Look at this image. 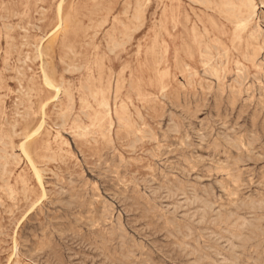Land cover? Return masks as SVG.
<instances>
[{"label":"rangeland","instance_id":"374dc122","mask_svg":"<svg viewBox=\"0 0 264 264\" xmlns=\"http://www.w3.org/2000/svg\"><path fill=\"white\" fill-rule=\"evenodd\" d=\"M222 2L0 0V264H264V0Z\"/></svg>","mask_w":264,"mask_h":264},{"label":"bare ground","instance_id":"6f19581e","mask_svg":"<svg viewBox=\"0 0 264 264\" xmlns=\"http://www.w3.org/2000/svg\"><path fill=\"white\" fill-rule=\"evenodd\" d=\"M97 1V0H96ZM188 1V0H187ZM192 1V0H191ZM220 1V0H219ZM223 2V5H224V7L226 6V7H230L231 9H232V11L234 12V22H235V29H236V32H237V34L240 32H242V31H244L245 29H246V27L248 26V20H247V18H249L248 16L251 14L252 16L254 15V12H255V5L253 4V0H241V3H240V6L239 7H237V8H234L233 7V5L230 3V2H228L227 0H222ZM230 1V0H229ZM259 1V0H258ZM143 2V1H142ZM195 2H196V0H195ZM256 2V1H255ZM27 3H29V2H27ZM59 3V2H58ZM137 3V2H136ZM150 3H151V1H150ZM198 3V2H197ZM208 3V2H207ZM212 3V2H211ZM216 3V2H215ZM259 3V2H258ZM205 4H206V2H205ZM204 4V5H205ZM136 5V4H135ZM140 5H141V3H140ZM198 5V4H197ZM203 5V4H202ZM209 5H211V4H209ZM237 5V4H236ZM60 6V5H59ZM58 6V7H59ZM142 6V5H141ZM207 6V5H206ZM216 6H217V4H216ZM222 6V5H221ZM220 6V7H221ZM31 7V6H30ZM96 7V6H95ZM25 8V7H24ZM97 8V7H96ZM207 8H208V6H207ZM125 9H127V8H125ZM136 9V8H135ZM241 9H243V10H245V12L244 13H247V16H244L243 15V13H242V11H241ZM257 9V8H256ZM58 10H59V8H58ZM94 10V9H93ZM138 10H141V9H138ZM23 11V10H22ZM28 11V10H27ZM137 11V10H136ZM142 11V10H141ZM140 11V12H141ZM21 12V11H20ZM60 12V11H59ZM58 12V13H59ZM138 12V11H137ZM263 12V11H262ZM33 13V12H32ZM144 13V12H143ZM221 13V12H220ZM224 13V12H223ZM228 13H230V12H228ZM61 14V13H60ZM138 14V13H137ZM218 14V13H217ZM222 14V13H221ZM225 14V13H224ZM226 15V14H225ZM228 15V14H227ZM232 15V14H231ZM246 15V14H245ZM259 15V14H258ZM59 17H60V15H58ZM140 16V15H139ZM233 17V16H232ZM259 17V16H258ZM264 17V16H263ZM23 18V17H22ZM134 18H136V16L134 17ZM141 18V17H140ZM255 18V17H254ZM257 18V17H256ZM261 18V17H260ZM114 19V18H113ZM60 20V22H58V24H57V26L56 27H54L55 29L56 28H62L63 27V24H64V20L62 19V17L59 19ZM58 20V21H59ZM135 20V19H134ZM136 20H138L137 18H136ZM189 20V19H188ZM212 20V19H211ZM225 20V19H224ZM264 20V19H263ZM69 21V20H68ZM72 21V20H71ZM139 21V20H138ZM229 21V20H228ZM233 21V20H232ZM70 22V21H69ZM102 22V21H101ZM137 22V21H136ZM73 23V22H72ZM251 23V22H250ZM1 24V23H0ZM70 24V23H69ZM139 24H141V23H139ZM260 24V23H259ZM102 25V24H101ZM137 25V24H136ZM252 25V24H251ZM257 25V24H256ZM135 26V25H134ZM134 26H133V28H134ZM142 26V25H141ZM8 27V26H7ZM136 27V26H135ZM64 28V27H63ZM62 28V29H63ZM253 28V27H252ZM257 28H258V26H257ZM54 29V30H55ZM105 29H107V28H105ZM137 29H139V28H137ZM134 30V29H133ZM203 30V29H202ZM53 31V30H52ZM51 31V32H52ZM258 32V31H257ZM45 33V32H44ZM157 33H158V30H157ZM249 33V32H248ZM50 35V34H49ZM239 35V34H238ZM240 36V35H239ZM247 36H249L250 37V34L249 35H247ZM263 37V36H262ZM129 39V38H128ZM130 39H131V37H130ZM217 39V38H216ZM256 39V38H255ZM218 40V39H217ZM250 40V39H249ZM253 40V39H252ZM264 40V39H263ZM106 41V40H105ZM241 41V40H240ZM254 41V40H253ZM261 42V41H260ZM118 43V42H117ZM262 43H263V41H262ZM115 44V43H114ZM113 44V45H114ZM123 44V43H122ZM121 44V46H123ZM125 44V43H124ZM218 44H219V40H218ZM247 46V45H246ZM256 46V45H255ZM258 46V45H257ZM113 48V47H112ZM112 48H111V50L110 51H112ZM118 48V47H117ZM247 48H249V47H247ZM261 48V47H260ZM114 49V48H113ZM219 49H220V47H219ZM223 49V48H222ZM234 49V48H233ZM205 50V49H204ZM250 50H252V49H250ZM109 51V52H110ZM71 52V51H70ZM205 52H207V51H205ZM215 52V51H214ZM236 52V51H235ZM246 52H247V50H246ZM258 52V51H257ZM113 53V52H112ZM207 53H209V52H207ZM253 53V52H252ZM260 53H261V49H260ZM111 54V53H110ZM216 54V53H215ZM253 55V54H252ZM213 56V55H212ZM216 56V55H215ZM227 56H229V55H227ZM226 56V57H227ZM211 57V56H210ZM243 57V56H242ZM264 57V56H263ZM205 58V57H204ZM160 59H161V57H160ZM206 59H208V58H206ZM220 59V58H219ZM228 59V58H227ZM241 59V58H240ZM259 59V58H258ZM5 60V59H4ZM256 60V59H255ZM254 60V61H255ZM228 61V60H227ZM251 61V60H250ZM200 62H202V61H200ZM220 62V61H219ZM257 62V61H256ZM258 62H260V61H258ZM64 63V62H63ZM212 63V62H211ZM261 63V62H260ZM65 64V63H64ZM204 65V64H203ZM68 66V65H67ZM186 66V65H185ZM213 66V65H212ZM221 66V65H220ZM243 66V65H242ZM258 66V65H257ZM208 67V66H207ZM236 67H237V65H236ZM241 67V66H240ZM73 68H74V66H73ZM76 68V67H75ZM80 68H82V67H80ZM80 68H78L77 70H79ZM203 68H205V67H203ZM212 68V67H211ZM67 69V68H66ZM227 69V68H226ZM239 69V68H238ZM68 70V69H67ZM76 70V71H77ZM81 70V69H80ZM205 70V69H204ZM204 70H203V72H204ZM212 70V69H211ZM223 70V69H222ZM241 70V69H240ZM195 71V70H194ZM209 71V70H208ZM213 71V70H212ZM66 72V71H65ZM68 72V71H67ZM236 72V71H235ZM44 73V72H43ZM46 73V72H45ZM202 73V72H201ZM226 73H227V71H226ZM237 73H238V71H237ZM245 73V72H244ZM218 74V73H217ZM243 74V73H242ZM258 74V73H257ZM251 75V74H250ZM44 76V75H43ZM190 76V75H189ZM189 76H188V78H189ZM212 76V78H213V75H211ZM215 76V75H214ZM224 76V75H223ZM263 76H264V74H263ZM218 78H219V76H217ZM92 78V77H91ZM94 78V77H93ZM182 78V77H181ZM242 78H243V76H242ZM214 79V78H213ZM224 79H225V77H224ZM234 79V78H233ZM246 79H247V77H246ZM256 79V78H255ZM258 79V78H257ZM263 79V78H262ZM43 80V79H42ZM260 80V79H259ZM259 80H257V81H259ZM44 81H46V83L47 84H51L50 83V81H49V79H48V77H46L45 76V78H44ZM207 81V80H206ZM210 81V80H209ZM224 81V80H223ZM211 82V81H210ZM243 82V81H242ZM45 83V82H44ZM52 83H54L53 81H52ZM62 83V82H61ZM181 83H182V81H181ZM55 84V83H54ZM118 84V83H117ZM53 85V84H52ZM61 85V84H60ZM62 85H63V83H62ZM114 85V84H113ZM182 85V84H181ZM186 85V84H185ZM228 85V84H227ZM242 85V84H241ZM240 85V86H241ZM248 85V84H247ZM246 85V86H247ZM261 85V84H260ZM263 85H264V83H263ZM189 86V85H188ZM206 86V85H205ZM245 86V87H246ZM49 87V86H48ZM51 87V86H50ZM49 87V88H50ZM185 87V86H184ZM230 87V86H229ZM53 88V97H52V99L53 100H58L59 99V97L61 96V95H63V94H65V89L64 88H62V86H53L52 87ZM162 88V87H161ZM249 88V87H248ZM163 89V88H162ZM161 89V90H162ZM165 89V88H164ZM200 89H201V87H200ZM215 89V88H214ZM220 89V88H219ZM260 89H261V87H260ZM219 91V90H218ZM258 91V90H257ZM209 92V91H208ZM231 92V91H230ZM96 92H94V94H95ZM247 93H248V91H247ZM165 94V93H164ZM181 94H182V92H181ZM230 94H232V93H230ZM114 95V94H113ZM185 95V94H184ZM260 96V95H259ZM262 96H263V94H262ZM207 97V96H206ZM68 98V97H67ZM161 98V97H160ZM188 98V97H187ZM193 98H194V96H193ZM263 98V97H262ZM52 99H50L49 98V100H48V102L49 101H51ZM114 99V98H113ZM113 99H111V100H113ZM190 99V98H189ZM246 99V98H245ZM213 100V99H212ZM79 101V100H78ZM186 101V100H185ZM244 101H246V100H244ZM46 103H48L47 101H45ZM80 102V101H79ZM191 102V101H190ZM213 102V101H212ZM55 103V102H54ZM85 103V102H84ZM123 103V102H122ZM86 104V103H85ZM118 104H121V103H118ZM44 105V104H43ZM98 105H99V107L102 109V111H103V114H102V116L99 118L100 120L101 119H106L107 120V122L110 124V125H112V108H111V106H110V104H109V102L102 96L100 99H99V102H98ZM130 105V104H129ZM260 105V104H259ZM45 106V105H44ZM123 106V105H122ZM216 106V105H215ZM214 106V107H215ZM218 106V105H217ZM240 106V105H239ZM4 107V106H3ZM113 107H115V106H113ZM132 107H134V106H132ZM54 108V107H53ZM86 108H87V106H86ZM89 108V107H88ZM219 108V107H218ZM3 109V108H2ZM126 109V108H125ZM129 109V108H128ZM197 109H199V108H197ZM247 109V108H246ZM139 110V109H138ZM146 110V109H145ZM237 110V109H236ZM239 110V109H238ZM53 111V110H52ZM67 111V110H66ZM125 111V110H124ZM123 111V112H124ZM65 112V111H64ZM126 112V111H125ZM223 112H224V110H223ZM230 112V111H229ZM244 112V111H243ZM44 113V112H43ZM59 113V112H58ZM81 113V112H80ZM99 113V112H98ZM136 113H137V111H136ZM140 113V112H139ZM199 113V112H198ZM218 113V112H217ZM217 113H216V116H218L217 115ZM221 113V112H220ZM238 113V112H237ZM246 113V112H245ZM61 114V113H60ZM82 114V113H81ZM129 114V113H128ZM215 114V113H214ZM226 114V113H225ZM253 114V113H252ZM62 115V114H61ZM83 115H84V113H83ZM95 115H97V113L95 114ZM168 115H169V113H168ZM174 115V114H173ZM232 115V114H231ZM250 115V114H249ZM55 116V115H54ZM60 116V115H59ZM84 116H86V115H84ZM183 116V115H182ZM187 116V115H186ZM186 116H185V118H186ZM214 116V115H213ZM213 116H212V118H213ZM225 116V115H224ZM254 116V115H253ZM44 117V116H43ZM140 117H142L141 115H140ZM169 117V116H168ZM174 117V116H173ZM184 117V116H183ZM187 117H189V116H187ZM230 117V116H229ZM232 117V116H231ZM3 118V117H2ZM64 118V117H63ZM63 118H61V121L63 120ZM80 118V117H79ZM84 118V117H83ZM96 118V117H95ZM117 118V117H116ZM148 118H149V116H148ZM182 118V117H181ZM218 118V117H217ZM242 118V117H241ZM81 119V118H80ZM85 119V118H84ZM121 119H124V118H121ZM177 119V118H176ZM184 119V118H183ZM187 119V118H186ZM215 119V118H214ZM234 119H237V117L236 118H234ZM251 118L249 117V121H251L250 120ZM5 120V119H4ZM57 120V119H56ZM56 120H54V122L56 121ZM118 120V119H117ZM126 120V119H125ZM124 120V121H125ZM256 120V119H255ZM77 121V120H76ZM102 121V120H101ZM127 121V120H126ZM142 121V120H141ZM177 121V120H176ZM209 121V120H208ZM237 121V120H236ZM235 121V122H236ZM240 121V120H239ZM82 122V121H81ZM114 122V121H113ZM228 122V121H227ZM64 123V122H63ZM62 123V124H63ZM134 123V122H133ZM201 123V122H200ZM226 123V122H225ZM251 123V122H250ZM7 124V123H6ZM11 124V123H10ZM43 122H41L39 125H38V127L33 131V132H35V133H37L38 131H40V129H41V127L43 126ZM61 123H60V125L59 126H61L62 125ZM128 124H129V122H128ZM155 124V123H154ZM203 124V123H202ZM235 124H237V123H235ZM234 124V125H235ZM252 124V123H251ZM251 124H250V126H251ZM99 125V124H98ZM116 125H118V124H116ZM146 125H148V124H146ZM193 125V124H192ZM89 126H91V125H89ZM92 126H93V124H92ZM129 126H132V125H129ZM143 126V125H142ZM158 126V125H157ZM201 126V125H200ZM224 126V125H223ZM229 126H231V125H229ZM233 126V125H232ZM253 126V125H252ZM62 127V126H61ZM64 127V126H63ZM84 127V126H83ZM96 127H98V126H96ZM110 128H111V126H109ZM133 127V126H132ZM179 127V126H178ZM177 127V128H178ZM202 127V126H201ZM205 127V126H204ZM242 127H243V125H242ZM14 128V127H13ZM12 128V129H13ZM79 128H81L80 126H79ZM100 128V127H99ZM166 128V127H165ZM169 128V127H168ZM189 128V127H188ZM206 128V127H205ZM204 128V129H205ZM220 128V127H219ZM11 129V128H10ZM47 129V128H46ZM84 129V128H83ZM150 129V128H149ZM180 129V128H179ZM191 129H193V128H191ZM203 129V130H204ZM214 129V128H213ZM224 129V128H223ZM240 129V128H239ZM238 129V130H239ZM247 129V128H246ZM251 129V128H250ZM85 130V129H84ZM90 130V129H89ZM131 130V129H130ZM137 130V129H136ZM194 130V129H193ZM226 130V129H225ZM229 130V129H228ZM55 131H57V130H55ZM63 131V130H62ZM132 131V130H131ZM179 131V130H178ZM81 132H82V130H81ZM87 132V131H86ZM114 132V131H113ZM133 132V131H132ZM193 132V131H192ZM250 132V131H249ZM59 134H60V132H58ZM63 133V132H62ZM79 133V132H78ZM145 133V132H144ZM148 133V132H147ZM146 133V134H147ZM153 133V132H152ZM185 133V132H184ZM227 133V132H226ZM48 134V133H47ZM188 134V133H187ZM249 134V133H248ZM25 135V134H24ZM34 134H32V136H33ZM54 135V134H53ZM104 135V134H103ZM110 135V134H109ZM108 135V136H109ZM135 135V134H134ZM170 135V134H169ZM208 135H210V134H208ZM212 135V134H211ZM259 135V134H258ZM56 136V135H55ZM127 136V135H126ZM125 136V137H126ZM151 136V135H150ZM156 136V135H155ZM193 136V135H192ZM253 136V135H252ZM3 137H4V135H3ZM48 137V136H47ZM58 137V136H57ZM60 137H62V136H60ZM59 137V138H60ZM78 137H80L79 135H78ZM145 137V136H144ZM154 137V136H153ZM173 137V136H172ZM203 137V136H202ZM233 137V136H232ZM237 137V136H236ZM259 137V136H258ZM24 138V137H23ZM27 138V137H26ZM30 138V137H29ZM157 138V137H156ZM176 138V137H175ZM174 138V139H175ZM187 138V137H186ZM222 138V137H221ZM261 138V137H260ZM1 139V138H0ZM57 139V138H56ZM94 139V138H93ZM111 139V138H110ZM115 139V138H114ZM118 139V138H117ZM135 139V138H134ZM145 139H148V138H145ZM172 139V138H171ZM173 139V140H174ZM209 139V138H208ZM208 139H205V140H208ZM224 139V138H223ZM242 139V138H241ZM240 139V140H241ZM246 139V138H245ZM2 140V139H1ZM141 140V139H140ZM143 140V139H142ZM150 140H152V138L150 139ZM185 140V139H184ZM204 140V139H203ZM204 140V141H205ZM26 141V140H25ZM55 141V140H54ZM121 141V140H120ZM131 141V140H130ZM134 141V140H133ZM180 141V140H179ZM182 141V140H181ZM196 141V140H195ZM213 141V140H212ZM253 141H256V138H255V140H253ZM22 142H24V141H22ZM89 142V141H88ZM87 142V143H88ZM94 142H96V141H94ZM152 142V141H151ZM214 142V141H213ZM224 142V141H223ZM238 142V141H237ZM19 143V142H18ZM46 143H47V141H46ZM56 143V142H55ZM64 143V142H63ZM114 143V142H113ZM140 143V142H139ZM138 143V144H139ZM180 143V142H179ZM199 143V142H198ZM225 143V142H224ZM4 144V143H3ZM65 144V143H64ZM136 144V143H135ZM176 144V143H175ZM237 144H239V143H237ZM248 144V143H247ZM247 144L246 145H244V146H246L247 147ZM47 145V144H46ZM66 145V144H65ZM156 145V144H155ZM174 145V144H173ZM186 145V144H185ZM201 145V144H200ZM216 145V144H215ZM232 145H234V144H232ZM250 145V144H249ZM69 146V145H68ZM195 146V145H194ZM214 146V145H213ZM237 146V145H236ZM251 146H253V145H251ZM262 146V145H261ZM17 147H18V145H17ZM71 147V146H70ZM113 147V146H112ZM133 147V146H132ZM135 147V146H134ZM133 147V148H134ZM157 147V146H156ZM170 147V146H169ZM180 147V146H179ZM196 147V146H195ZM215 147V146H214ZM214 147H212V149L214 148ZM218 147V146H217ZM12 147H10V149H11ZM140 148V147H139ZM167 148V147H166ZM216 148V147H215ZM62 149V148H61ZM138 149V148H137ZM206 149H207V147H206ZM46 150V149H45ZM60 150V149H59ZM72 150V149H71ZM115 150V149H114ZM140 150V149H139ZM141 150H142V148H141ZM171 150V149H170ZM215 150V149H214ZM260 150V149H259ZM3 151H4V149H3ZM47 151V150H46ZM61 151V150H60ZM116 151V150H115ZM118 151V150H117ZM135 151V150H134ZM146 151V150H145ZM175 151V150H174ZM237 151V150H236ZM256 151V150H255ZM25 152V151H24ZM49 152V151H48ZM73 152V151H72ZM141 152V151H140ZM149 152H151V151H149ZM196 152V151H195ZM238 152V151H237ZM4 153V152H3ZM33 153V152H32ZM131 153H133V151L131 152ZM147 153V152H146ZM204 153H205V151H204ZM249 153H250V151H249ZM259 153V152H258ZM25 154V153H24ZM50 154V153H49ZM52 154V153H51ZM59 154V153H58ZM69 154V153H68ZM81 154V153H80ZM110 154H112V152L110 153ZM127 154V153H126ZM195 154V153H194ZM255 154V153H254ZM5 155V154H4ZM27 155V154H26ZM25 155V156H26ZM55 155V154H54ZM53 155V156H54ZM113 155V154H112ZM185 155H187V154H185ZM216 155V154H215ZM222 155H223V153H222ZM96 156H97V154H96ZM164 156H166V155H164ZM181 156V155H180ZM192 156V155H191ZM207 156H209V155H207ZM259 156V155H258ZM51 157V156H50ZM55 157V156H54ZM85 157V156H84ZM98 157V156H97ZM114 157V156H113ZM204 157V156H203ZM261 157V156H260ZM27 158V157H26ZM43 158V157H42ZM90 158V157H89ZM104 158V157H103ZM151 158V157H150ZM188 158V157H187ZM196 158V157H195ZM1 159V158H0ZM3 159H4V157H3ZM28 160H29V162H30V157H28L27 158ZM47 160L49 159V158H46ZM79 159V158H78ZM138 159V158H137ZM198 159V158H197ZM202 159V158H201ZM200 159V160H201ZM236 160H238L237 158H235ZM98 160V159H97ZM105 160V159H104ZM112 160H114V159H112ZM126 160V159H125ZM136 160V159H135ZM52 161V160H51ZM56 161V160H55ZM60 161V163H61V160H59ZM79 161H80V159H79ZM100 161V160H99ZM190 161H191V159H190ZM206 161V160H205ZM235 161V160H234ZM33 162V161H32ZM68 162V161H67ZM96 162V161H95ZM106 162V161H105ZM121 162V161H120ZM126 162H128V161H126ZM141 162V161H140ZM212 162V161H211ZM211 162H209V163H211ZM228 162V161H227ZM241 162V161H240ZM34 163V162H33ZM66 162H64V164H65ZM93 163V162H92ZM108 162H106V164H107ZM115 163V162H114ZM149 163V162H148ZM220 163H222V162H220ZM5 164V163H4ZM62 164V163H61ZM76 164V163H75ZM100 164V163H99ZM105 164V163H104ZM118 164V163H117ZM141 164V163H140ZM163 164V163H162ZM241 164H242V162H241ZM69 165V164H68ZM82 165V164H81ZM97 165V164H96ZM130 165V164H129ZM157 165V164H156ZM217 165V164H216ZM219 165H221V164H219ZM33 166V165H32ZM67 166V165H66ZM73 166H74V164H73ZM103 166V165H102ZM102 166H100V168L102 167ZM106 166V165H105ZM118 166V165H117ZM182 166V165H181ZM231 166H232V164H231ZM77 167V166H76ZM95 167V166H94ZM97 167H99V166H97ZM143 167V166H142ZM33 168H34V170L36 171V168L33 166ZM75 168V167H74ZM144 168V167H143ZM183 168V167H182ZM192 168V167H191ZM214 168V167H213ZM244 168V167H243ZM250 168V167H249ZM31 169V168H30ZM88 169V168H87ZM147 169V168H146ZM149 169V168H148ZM150 169H152L153 170V168H150ZM149 169V170H150ZM184 169V168H183ZM58 169H56V171H57ZM89 170V169H88ZM151 170V171H152ZM207 170V169H206ZM217 170V169H216ZM215 170V171H216ZM236 170V169H235ZM61 171V170H60ZM84 171V170H83ZM214 171V172H215ZM44 172V170L42 171V173ZM51 172V171H50ZM90 172H91V170H90ZM104 172H106V171H104ZM113 172V171H112ZM111 172V173H112ZM116 172V171H115ZM114 172V173H115ZM178 172H180V171H178ZM210 172V171H209ZM228 172H230V171H228ZM228 172H225V173H228ZM4 173V172H3ZM6 173H7V171H6ZM45 173V172H44ZM52 173V172H51ZM92 173V172H91ZM136 173V172H135ZM217 173V172H216ZM36 174H37V181L36 182H38V186H40L41 188H42V182H41V178H40V176L38 175L39 173H37V171H36ZM50 174V173H49ZM54 174L56 175V173L54 172ZM63 174V173H62ZM71 174H73V173H71ZM104 174V173H103ZM102 174V175H103ZM132 174V173H131ZM172 174V173H171ZM11 175V174H10ZM58 175V174H57ZM134 175V174H133ZM142 175V174H141ZM161 175V174H160ZM165 175V174H164ZM173 175V174H172ZM181 175V174H180ZM248 175H249V173H248ZM254 175V174H253ZM262 175V174H261ZM1 176V175H0ZM43 176V175H42ZM67 176V175H66ZM81 176V175H80ZM157 176V175H156ZM155 176V177H156ZM238 176V175H237ZM110 177V176H109ZM139 177V176H138ZM142 177V176H141ZM199 177V176H198ZM253 177V176H252ZM22 178V177H21ZM69 178V177H68ZM87 178V177H86ZM98 178V177H97ZM165 178V177H164ZM194 178V177H193ZM197 178V177H196ZM201 178V177H200ZM250 178V177H249ZM99 179V178H98ZM97 179V180H98ZM115 179V178H114ZM126 179V178H125ZM144 178H142V180H143ZM150 179V178H149ZM155 179V178H154ZM195 179V178H194ZM260 180H261V178H259ZM66 180H67V178H66ZM132 180V179H131ZM139 180V179H138ZM157 180V179H156ZM45 181V180H44ZM75 181V180H74ZM119 181V180H118ZM125 181V180H124ZM136 181V180H135ZM148 181V180H147ZM172 181V180H171ZM264 181V180H263ZM22 182V181H21ZM23 182H24V180H23ZM98 182V181H97ZM108 182V181H107ZM123 182V181H122ZM128 182H129V180H128ZM162 182V181H161ZM218 182V181H217ZM237 182V181H236ZM27 183V182H26ZM50 183V182H49ZM54 183V182H53ZM77 183V182H76ZM134 183V182H133ZM4 184H6V183H3V185ZM21 184V183H20ZM124 184V183H123ZM122 184V185H123ZM152 184V183H151ZM168 184H170V183H168ZM174 184V183H173ZM181 184V183H180ZM256 184V183H255ZM257 184H258V182H257ZM45 185V184H44ZM74 185H75V183H74ZM97 185V184H96ZM189 185V184H188ZM227 185H229V184H227ZM235 185H236V183H235ZM259 185V184H258ZM0 186H2V185H0ZM70 185L68 184V187H69ZM127 186V185H126ZM150 186H152V185H150ZM193 186V185H192ZM218 186H219V184H218ZM71 187H74V186H71ZM101 187V186H100ZM137 187H138V185H137ZM146 187H148V186H146ZM190 187V186H189ZM194 187V186H193ZM1 188V187H0ZM44 188V187H43ZM61 188V187H60ZM62 188H64V187H62ZM98 188V187H97ZM139 188V187H138ZM151 188V187H150ZM149 188V189H150ZM195 188V187H194ZM227 188H229V187H227ZM5 189H7V187L5 188ZM52 189V188H51ZM54 189H55V187H54ZM70 189V188H69ZM128 189V188H127ZM157 189V188H156ZM196 189V188H195ZM213 189V188H212ZM4 190V189H3ZM44 190V189H43ZM68 190V189H67ZM172 190V189H171ZM170 190V191H171ZM224 190V189H223ZM6 191V190H5ZM4 191V192H5ZM9 191H11V190H9ZM18 191V190H17ZM19 191H21V188L19 189ZM39 191V190H38ZM173 191V190H172ZM197 191V190H196ZM207 191V190H206ZM225 191V190H224ZM7 192V191H6ZM53 192V191H52ZM94 192V191H93ZM101 192V191H100ZM104 192V191H103ZM130 192H132V191H130ZM226 192V191H225ZM234 192V191H233ZM232 192V193H233ZM254 192V191H253ZM1 193H3V192H1ZM51 193V192H50ZM64 193H65V191H64ZM63 193V194H64ZM77 193V192H76ZM116 193V192H115ZM165 193V192H164ZM166 193H168V192H166ZM179 193V192H178ZM194 193V192H193ZM200 193V192H199ZM209 193V192H208ZM250 193V192H249ZM10 194H11V192H10ZM43 194V193H42ZM60 194H61V191H60ZM71 194V193H70ZM126 194V193H125ZM170 194V193H169ZM235 194V193H234ZM264 194V193H263ZM12 195V194H11ZM23 195H25V194H23ZM47 195V194H46ZM117 195V194H116ZM196 195V194H195ZM37 196H39V195H37ZM55 196V195H54ZM56 196H58V195H56ZM84 196H86V194L84 195ZM155 196V195H154ZM210 196V195H209ZM230 196V195H229ZM25 197V196H24ZM44 198H45V195L43 196ZM69 197V196H68ZM76 197H77V195H76ZM80 197V196H79ZM97 197V196H96ZM103 197V196H102ZM101 197V198H102ZM109 197V196H108ZM111 197V196H110ZM113 197V196H112ZM115 197V196H114ZM125 197V196H124ZM123 197V198H124ZM130 197V196H129ZM192 197V196H191ZM194 197V196H193ZM218 197V196H217ZM221 197V196H220ZM15 198V197H14ZM29 198V197H28ZM37 198V197H36ZM47 198V197H46ZM49 198V197H48ZM94 198V197H93ZM165 198V197H164ZM168 198V197H167ZM180 198V197H179ZM12 199V198H11ZM71 199V198H70ZM72 199H73V197H72ZM78 199H80V198H78ZM84 199H85V197H84ZM99 199V198H98ZM112 199V198H111ZM113 199H115V198H113ZM156 199V198H155ZM172 199V198H171ZM202 199V198H201ZM211 199V198H210ZM220 199V198H219ZM246 199H247V197H246ZM249 199V198H248ZM25 200V199H24ZM28 200V199H27ZM35 200V199H34ZM42 200V199H41ZM46 201H47V199H45ZM67 200H69V199H67ZM76 200H77V198H76ZM170 200V199H169ZM182 200H183V198H182ZM199 200H200V197H199ZM255 200V199H254ZM263 200V199H262ZM19 201V200H18ZM36 201V200H35ZM56 201V200H55ZM62 201V200H61ZM149 201V200H148ZM160 201V200H159ZM202 200H200V202H201ZM25 202L26 201H24V205H25ZM63 202V201H62ZM61 202V203H62ZM74 202V201H73ZM79 202L80 201H78V204H79ZM83 202V201H82ZM110 202V201H109ZM116 202V201H115ZM131 202V201H130ZM134 202V201H133ZM135 202H136V200H135ZM175 202V201H174ZM241 202V201H240ZM253 202V201H252ZM15 203V202H14ZM30 203V202H29ZM32 203V202H31ZM35 203V202H34ZM48 203H50V202H48ZM61 203H57L58 205H60ZM84 203V202H83ZM132 203V202H131ZM176 203V202H175ZM245 203H246V201H245ZM54 204V203H53ZM52 204V205H53ZM56 204V203H55ZM66 204V203H65ZM71 204V203H70ZM114 204V203H113ZM147 204H148V202H147ZM164 204V203H163ZM170 204V203H169ZM185 204V203H184ZM205 204V203H204ZM233 204V203H232ZM262 204V203H261ZM261 204H258V205H261ZM13 205V204H12ZM30 205V204H29ZM29 205H27V206H29ZM35 205V204H34ZM42 205V204H41ZM50 205V204H49ZM79 205H81V204H79ZM197 205V204H196ZM200 205V204H199ZM249 205V204H248ZM54 206V205H53ZM67 206V205H66ZM73 206H74V204H73ZM162 206V205H161ZM189 206V205H188ZM187 206V207H188ZM198 206V205H197ZM220 206V205H219ZM256 206V205H255ZM263 206V205H262ZM13 207H14V205H13ZM185 207V206H184ZM193 207V206H192ZM222 207V206H221ZM228 207V206H227ZM226 207V208H227ZM236 207V206H235ZM37 208V207H36ZM159 208V207H158ZM164 208H165V206H164ZM201 208V207H200ZM206 208V207H205ZM217 208V207H216ZM244 208V207H243ZM262 208V207H261ZM26 209V208H25ZM24 209V210H25ZM29 209V208H28ZM27 209V210H28ZM106 209V208H105ZM113 209V208H112ZM167 209V208H166ZM186 209V208H185ZM189 209L190 208H188V211H189ZM221 209V208H220ZM219 209V210H220ZM241 209V208H240ZM239 209V210H240ZM246 209H248V206H247V208ZM254 209V208H253ZM9 210V209H8ZM16 210V209H15ZM123 210V209H122ZM135 210V209H134ZM146 210V209H145ZM192 210V209H191ZM193 210H194V208H193ZM207 210V209H206ZM262 210V209H261ZM113 211V210H112ZM111 211V212H112ZM124 211V210H123ZM161 211V210H160ZM163 211V210H162ZM230 211V210H229ZM243 211V210H242ZM251 211V210H250ZM15 212V211H14ZM24 212V211H23ZM39 212H41V209H39ZM116 212H118V210L116 211ZM147 212V211H146ZM200 212V211H199ZM201 212H202V210H201ZM209 212V211H208ZM228 212V211H227ZM230 212H232V211H230ZM244 212V211H243ZM2 213V212H1ZM9 213V212H8ZM47 213V212H46ZM102 213V212H101ZM108 213V212H107ZM192 213V212H191ZM7 214V213H6ZM125 214V213H124ZM211 214V213H210ZM19 215V214H18ZM20 215H21V213H20ZM184 215V214H183ZM203 215V214H202ZM215 215V214H214ZM228 215V214H227ZM243 215V214H242ZM247 215V214H246ZM86 216V215H85ZM105 216V215H104ZM112 216H113V214H112ZM163 216V215H162ZM172 216H174V215H172ZM189 216H190V214H189ZM239 216V215H238ZM252 216V215H251ZM45 217V216H44ZM137 217H138V215H137ZM140 217V216H139ZM148 217V216H147ZM197 217V216H196ZM200 217H201V215H200ZM206 217V216H205ZM208 217H210V216H208ZM207 217V218H208ZM225 217H226V215H225ZM247 217V216H246ZM245 217V218H246ZM10 218V217H9ZM149 218H150V216H149ZM149 218H147V219H149ZM178 218V217H177ZM206 218V219H207ZM234 218H236V217H234ZM252 218V217H251ZM261 218V217H260ZM48 219V218H47ZM80 219V218H79ZM124 219V218H123ZM133 219V218H132ZM187 219V218H186ZM194 219V218H193ZM1 220V219H0ZM83 220V219H82ZM86 220V219H85ZM109 220H110V218H109ZM117 220V219H116ZM171 220V219H170ZM203 220H204V218H203ZM225 220V219H224ZM239 220V219H238ZM241 220V219H240ZM247 220V219H246ZM263 220V219H262ZM3 221V220H2ZM14 221V220H13ZM57 221V220H56ZM64 221V220H63ZM157 221V220H156ZM173 221V220H172ZM175 221V220H174ZM219 221V220H218ZM230 221V220H229ZM250 221V220H249ZM15 222V221H14ZM144 222V221H143ZM191 222V221H190ZM228 222V221H227ZM238 222V221H237ZM236 222V223H237ZM246 222V221H245ZM251 222H253V221H251ZM16 223V222H15ZM92 223V222H91ZM106 223V222H105ZM120 223V222H119ZM124 223V222H123ZM193 223V222H192ZM196 223V222H195ZM206 223V222H205ZM218 222H216V224H217ZM235 223V224H236ZM241 223H242V221H241ZM257 223V222H256ZM95 224V223H94ZM93 224V225H94ZM104 224V223H103ZM118 224V223H117ZM116 224V225H117ZM122 224V223H121ZM126 224V223H125ZM173 224V223H172ZM179 224H180V222H179ZM187 224V223H186ZM208 224H210V223H208ZM224 224V223H223ZM222 224V225H223ZM231 224V223H230ZM247 224V223H246ZM255 224V223H254ZM7 225V224H6ZM12 225V224H11ZM10 225V226H11ZM18 225V224H17ZM16 225V226H17ZM128 225V224H127ZM163 225H165V223L163 224ZM201 225V224H200ZM214 225V224H213ZM226 225V224H225ZM241 225V224H240ZM251 225V224H250ZM9 226V225H8ZM9 226V227H10ZM72 226V225H71ZM119 226V225H118ZM172 226V225H171ZM185 226V225H184ZM189 226V225H188ZM220 226V225H219ZM228 226H231V225H229L228 224ZM13 227V226H12ZM95 227V226H94ZM115 227V226H114ZM145 227H147V226H145ZM169 227V226H168ZM173 227V226H172ZM7 228V227H6ZM5 228V229H6ZM16 228V227H15ZM90 228V227H89ZM92 228V227H91ZM125 228V227H124ZM133 228V227H132ZM173 228H176V227H173ZM181 228V227H180ZM191 228V227H190ZM226 228V227H225ZM246 228H248V227H246ZM253 228V227H252ZM163 229V228H162ZM165 229V228H164ZM207 229V228H206ZM221 229V228H220ZM11 230V229H10ZM14 230V229H13ZM125 230V229H124ZM183 230H185V229H183ZM215 230V229H214ZM246 230V229H245ZM250 230V229H249ZM255 230V229H254ZM5 231H7V230H5ZM126 231V230H125ZM132 231V230H131ZM163 231V230H162ZM161 231V232H162ZM234 231V230H233ZM239 231V230H238ZM244 231V230H243ZM247 231V230H246ZM264 231V230H263ZM2 232V231H1ZM10 232V231H9ZM79 232V231H78ZM110 232V231H109ZM115 232V231H114ZM209 232H211V231H209ZM258 232H259V230H258ZM2 233H5L4 231L2 232ZM14 233V232H13ZM57 233V232H56ZM97 233H98V231H97ZM130 233V232H129ZM186 233V232H185ZM194 232H192L191 234H193ZM201 233V232H200ZM213 233V232H212ZM238 233V232H237ZM11 234V233H10ZM57 234H59V233H57ZM65 234V233H64ZM98 234H101V233H98ZM117 234V233H116ZM127 234V233H126ZM126 234H124V235H126ZM184 234V233H183ZM189 234V233H188ZM232 234V233H231ZM235 234V233H234ZM233 234V235H234ZM52 235H53V233H52ZM78 235V234H77ZM84 235V234H83ZM194 235V234H193ZM255 235H257V234H255ZM254 235V236H255ZM16 236V235H15ZM79 236V235H78ZM101 236V235H100ZM123 236V235H122ZM199 236V235H198ZM80 237V236H79ZM84 237V236H83ZM131 237V236H130ZM179 237H180V235H179ZM259 237V236H258ZM6 238V237H5ZM11 238V237H10ZM52 238V237H51ZM64 238V237H63ZM116 238H118V237H116ZM184 238V237H183ZM36 239V238H35ZM86 239V238H85ZM93 239V238H92ZM115 239V238H114ZM167 239H168V236H167ZM179 239V238H178ZM191 239V238H190ZM212 239V238H211ZM232 239V238H231ZM234 239V238H233ZM1 240V239H0ZM14 240V239H13ZM82 240V239H81ZM103 240V239H102ZM105 240V239H104ZM121 240V239H120ZM128 240H130V239H128ZM180 240V239H179ZM186 240V239H185ZM196 240V239H195ZM199 240V239H198ZM210 240V239H209ZM15 241V240H14ZM18 241V240H17ZM92 241V240H91ZM158 241V240H157ZM170 241V240H169ZM184 241V240H183ZM204 241V240H203ZM233 241V240H232ZM1 242V241H0ZM6 242V241H5ZM89 242V241H88ZM225 242V241H224ZM7 243V242H6ZM102 243V245H104L103 244V242H101ZM108 243V242H107ZM114 243V242H113ZM121 243V242H120ZM122 243H123V241H122ZM186 243H187V241H186ZM219 243V242H218ZM229 243V242H228ZM262 243H263V241H262ZM4 244V243H3ZM14 244V243H13ZM24 244V243H23ZM27 244V243H26ZM96 244V243H95ZM155 244H157V243H155ZM206 244H208V243H206ZM216 244V243H215ZM214 244V245H215ZM240 244V243H239ZM246 244V243H245ZM259 244V243H258ZM108 245V244H107ZM107 245H105V247L107 246ZM110 245V244H109ZM137 245V244H136ZM140 245V244H139ZM211 245V244H210ZM229 245H230V243H229ZM228 245V246H229ZM254 245V244H253ZM115 246V245H114ZM123 246V245H122ZM197 246V245H196ZM203 246V245H202ZM212 246V245H211ZM217 246V245H216ZM250 246V245H249ZM260 246V245H259ZM13 247H14V245H13ZM62 247V246H61ZM97 247H98V244H97ZM183 247H184V245H183ZM195 247V246H194ZM221 247V246H220ZM238 246H236V248H237ZM3 248V247H2ZM9 248V247H8ZM23 248V247H22ZM33 248V247H32ZM39 248H41V247H39ZM57 248H58V246H57ZM60 248V247H59ZM94 248H96V247H94ZM108 248V247H107ZM109 248H110V246H109ZM142 248V247H141ZM192 248V247H191ZM235 248V249H236ZM246 248V247H245ZM49 249V248H48ZM151 249V248H150ZM149 249V250H150ZM196 249V248H195ZM216 249H217V247H216ZM229 249H230V247H229ZM249 249V248H248ZM264 249V248H263ZM5 249H3V251H4ZM93 250V249H92ZM115 250V249H114ZM201 250V249H200ZM217 251H220V250H217ZM7 252V251H6ZM53 252H55V251H53ZM93 252V251H92ZM95 252V251H94ZM104 252V251H103ZM146 252V251H145ZM149 252V251H148ZM193 252H194V250H193ZM249 252V251H248ZM4 253V252H3ZM56 253V252H55ZM107 253V252H106ZM112 253V252H111ZM127 253H128V251H127ZM205 253V252H204ZM219 253V252H218ZM255 253V252H254ZM1 254V253H0ZM15 253H13V255H14ZM103 254V253H102ZM155 254V253H154ZM195 254V253H194ZM198 254V253H197ZM226 254V253H225ZM234 254V253H233ZM232 254V255H233ZM244 254V253H243ZM260 254V253H259ZM16 255V254H15ZM15 255H14V257H15ZM55 255H57V254H55ZM101 255V254H100ZM146 255V254H145ZM235 255V254H234ZM246 255V254H245ZM33 256V255H32ZM31 255H30V257H32ZM35 256V255H34ZM47 256V255H46ZM117 256V255H116ZM129 256H131V255H129ZM128 256V257H129ZM155 256V255H154ZM199 256H200V254H199ZM214 256V255H213ZM18 257V256H17ZM38 257V256H37ZM48 257V256H47ZM56 257V256H55ZM62 257V256H61ZM67 257V256H66ZM69 257V256H68ZM132 257V256H131ZM196 257V256H195ZM201 257V256H200ZM229 257V256H228ZM231 257V256H230ZM239 257V256H238ZM240 257H242V256H240ZM246 257H248V255L246 256ZM245 257V258H246ZM46 258V257H45ZM70 258V257H69ZM125 258H127V257H125ZM153 258V257H152ZM8 259V258H7ZM33 259V258H32ZM57 259V258H56ZM116 259V258H115ZM121 259V258H120ZM131 259V258H130ZM129 259V260H130ZM146 259V258H145ZM216 259V258H215ZM229 259V258H228ZM232 259V258H231ZM241 259V258H240ZM243 259V258H242ZM3 260V259H2ZM59 260H60V258H59ZM61 260H63V258H61ZM113 260V259H112ZM134 260V259H133ZM141 260V259H140ZM233 260V259H232ZM5 261V260H4ZM52 261V260H51ZM217 261V260H216ZM239 261H241V260H239ZM252 261V260H251ZM45 262V261H44ZM110 262V261H109ZM209 262V261H208ZM246 262V261H245ZM17 263V262H16ZM52 263H53V261H52ZM55 263H56V261H55ZM61 263V262H60ZM63 263V262H62ZM61 263V264H62ZM123 263H124V261H123ZM134 263H135V261H134ZM6 264V263H5ZM7 264H8V262H7ZM18 264V263H17ZM20 264V263H19ZM54 264V263H53ZM115 264V263H114ZM119 264V263H118ZM225 264H227V263H225ZM238 264V263H237ZM255 264V263H254Z\"/></svg>","mask_w":264,"mask_h":264}]
</instances>
